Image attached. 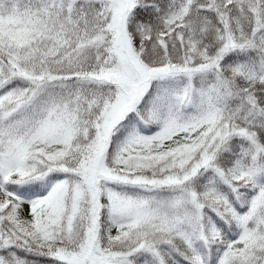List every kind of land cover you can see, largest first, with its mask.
I'll return each instance as SVG.
<instances>
[{
  "label": "snow or ice",
  "instance_id": "snow-or-ice-1",
  "mask_svg": "<svg viewBox=\"0 0 264 264\" xmlns=\"http://www.w3.org/2000/svg\"><path fill=\"white\" fill-rule=\"evenodd\" d=\"M0 264H264V0H0Z\"/></svg>",
  "mask_w": 264,
  "mask_h": 264
}]
</instances>
